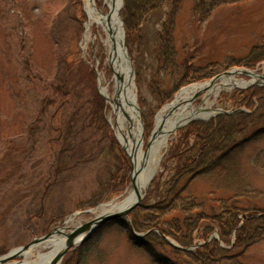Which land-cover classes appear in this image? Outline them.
I'll return each instance as SVG.
<instances>
[{
  "label": "rangeland",
  "instance_id": "374dc122",
  "mask_svg": "<svg viewBox=\"0 0 264 264\" xmlns=\"http://www.w3.org/2000/svg\"><path fill=\"white\" fill-rule=\"evenodd\" d=\"M72 1L0 0V257L45 235L69 217L72 221L64 228L65 232L92 220L96 214L91 209L104 202L121 200L133 185L129 159V180L124 189L118 194L112 190L104 200L90 204L89 198L103 176L106 155L103 133L94 132L83 121L91 108L88 101L90 86L85 84L87 73L76 72L74 81L78 78L82 80L72 91V97L62 105L60 103L64 99L61 100L59 93L50 90L51 85L59 84L63 56L69 52L93 68L98 92V72L104 70L106 83L111 78L106 60L108 47L99 35L95 40H84L83 0L80 10ZM122 1L120 16L124 24L123 35L130 58L144 148L155 127L157 113L182 87L210 80L233 68L255 71L264 77V59L250 63L252 66L246 61L253 45L264 40V0H218L208 12L204 10L199 16L194 9L197 2L202 4L204 0H180L172 28L174 63L164 69H159L158 48L162 42L160 33L163 32V21L171 11V5L164 4L148 12L135 30L128 31ZM205 3L206 0L203 5ZM97 5L107 9L105 0H97ZM97 31V27L93 26V32L97 34ZM192 66L200 67L199 73H206L207 76L188 79L175 87L183 70L192 69ZM236 77L243 81L251 80L244 73ZM173 89L170 99L161 104V96L165 98V94ZM46 95L59 98L36 121L40 116V101ZM261 97L264 98V83L260 82L221 90L213 99L212 117L189 121L175 130L162 150L141 203L128 214V221L135 232L147 235L152 231L157 232L169 244L164 245L169 255L179 261L184 253L195 252L197 247L213 238L222 248L230 249L233 246L234 231L227 241H223L214 229L204 238L194 234L192 243L182 245L154 227H135L133 221L149 214L147 207L156 204L167 192L166 181L175 166L171 158L172 149L185 146L181 133L183 128L193 121H209L217 117H221L222 122L230 123L242 112L249 114L257 111L260 116L245 123L246 130L233 138L234 142H239L253 129L264 126V101L259 100ZM104 100L106 120L121 146L115 127L110 122L111 106L105 97ZM218 109L228 113L218 112ZM71 114L75 119L61 146L62 151L58 153L51 139L57 136L56 120ZM249 119H252L250 115ZM31 123L36 125L33 131ZM228 162L230 166L226 175L201 173L185 176L177 188H182L185 199L193 197L207 208H216L219 200L233 197L240 191H246L245 197L264 195V134L258 140L245 141L233 152ZM53 164H59L61 168L54 172ZM182 202L176 199L171 205ZM255 202L262 205L264 200L241 198L238 205L246 207ZM39 209H42L41 214H37ZM174 213L162 216L167 221L165 226L170 222L168 220H173L171 217ZM244 218L242 213L239 225ZM142 236L144 234L136 235L128 227H120L115 222L106 223L86 240L69 248L58 264H159L144 249L132 244L131 238L133 241L140 240ZM152 237L154 234L150 233L148 238ZM46 241L39 242L41 252L50 249ZM159 242L163 243L157 240L155 245L161 248ZM23 259L24 256L17 255L4 260V263L21 262ZM240 260L242 264H264V240L247 247Z\"/></svg>",
  "mask_w": 264,
  "mask_h": 264
},
{
  "label": "trees",
  "instance_id": "16d2710c",
  "mask_svg": "<svg viewBox=\"0 0 264 264\" xmlns=\"http://www.w3.org/2000/svg\"><path fill=\"white\" fill-rule=\"evenodd\" d=\"M179 1L124 0L125 27L128 31L135 30L148 12L161 8L164 4L171 5V11L163 21V32L160 33L162 42L158 48L159 69H164L174 63L172 28ZM204 1L202 4L197 2V7L194 9L198 12V16L200 12L203 14L204 10L208 12L218 0H206L207 3L203 5ZM72 4L78 5L80 10L81 0H73ZM81 14H83L82 11ZM79 28H77V32H79ZM74 56L70 52L68 55L63 56L64 64H61L62 71L59 76V84L51 85L50 90L59 93L61 100L64 99L60 103L62 105L68 98L72 97V91H75L78 82L82 80L78 78L77 81H74L76 72L78 74L80 71L83 74L87 73V82L85 84L90 86L88 101L91 104V108L83 118V121L94 132L101 131L103 133V150L106 155V163L103 165V176L98 181L97 187L89 198L90 204L93 205L111 195L112 190H115V193L118 194L124 189L129 180L130 161L125 150L115 139L106 120V103L104 97L97 90L93 68L78 56ZM262 59H264V40L258 45H253L246 56V61L249 64ZM250 66L252 65L250 64ZM200 70V67L188 68V70L184 69L175 82V87H178L188 79H199L207 76L206 73L200 74ZM174 90L166 93L165 98L161 96V104L170 99L171 93ZM59 96L52 98L46 95L41 99L38 112L40 116L36 121L41 119V115L45 113L47 107L55 105ZM259 100L264 101V98L261 97ZM238 115L230 123L222 122L221 117H217L209 121H193L187 128L182 129L181 133L183 132L182 138L185 140V146L180 148L177 146L176 149H172L171 158L174 160L175 166H173L172 173L166 181L167 192L160 197L156 204H151L147 207L146 210L149 214L144 216L143 219L133 221L135 227H154L155 229H159L164 235L174 238L182 245L192 243L195 238L194 234H198L196 236L198 238H204L214 229L217 230L223 241H227L234 231L235 241L233 246L230 249L222 248L219 242L213 238L211 241L197 247L195 252L184 253V257H179L181 258V261H179L169 255L168 249L164 246L165 244H169L166 242V239L159 236L155 231L150 232L154 234V237L151 239L148 238L150 237V233L142 236L140 240L134 239L133 241L131 238L132 244L144 249L155 262L159 264H242L240 258L245 249L258 241L264 240V203L259 205L255 202L253 205L246 207L238 205L241 198L264 200L263 194L262 196L245 197L244 192L246 191H237L238 193L233 197L219 200L216 208L214 206L207 208L202 202L195 200L193 197L185 199L183 191H181L182 188H177V185L185 176L192 177L201 173H217V176L226 175V171L229 170L228 167L230 166L228 160L231 159L233 152L242 146L245 141L258 140L264 134V126H261L258 129H253L251 132L249 131L250 133L243 140L234 142L233 138L235 135L246 130L244 124L250 123L254 118L260 116L257 111L249 112V114L242 112ZM249 115L252 119H249ZM244 118L246 119L243 120ZM73 119L75 117L71 114L69 117H58L56 120L57 125H55V129H57V136L51 139H53L52 145L55 149H58V153L62 151L61 146L68 132L71 130ZM35 126V123L30 124L32 131ZM52 166L54 172L61 168L59 164H53ZM117 183L120 185H117ZM176 199L183 200V202L171 205ZM41 212L42 209H39L37 214H41ZM173 212H176L171 217L173 220H168L170 222L165 226L167 221L163 220L162 216L168 213L172 214ZM242 213L245 218L242 224L239 225ZM111 222H115L123 228L127 227V222L123 218L114 219L108 223ZM130 237L131 235H129ZM157 240L163 241V243L159 242L162 245H160L161 248L159 245H155ZM176 256L178 257L177 253Z\"/></svg>",
  "mask_w": 264,
  "mask_h": 264
},
{
  "label": "bare ground",
  "instance_id": "6f19581e",
  "mask_svg": "<svg viewBox=\"0 0 264 264\" xmlns=\"http://www.w3.org/2000/svg\"><path fill=\"white\" fill-rule=\"evenodd\" d=\"M107 9L97 5V0H83L85 12V29L83 38L95 40L98 35L101 41L108 47L107 65L111 71V78L104 82V70L98 72L99 89L111 106L112 116L110 122L115 127V133L122 145L131 157L133 167V185L121 200H112L101 203L91 209L96 216L110 213L125 208L134 202L137 196L145 191L149 180L154 175L159 163L162 150L166 147L168 139L175 132L178 125L197 118L207 117L214 110L211 108L213 99L221 90L232 87H244L249 83H264V78L255 71H249V81H243L236 77L241 73L240 69L233 68L228 74H222L215 79L195 82L182 87L174 98L165 104L156 115L155 134L151 137L146 148L141 137V122L138 117L135 102L133 78L130 72L128 58L124 50L122 18L120 16L122 0H105ZM93 26L97 27V34L93 32ZM199 102L196 103V99ZM72 218H67L59 226V233H53L45 242L50 249L45 252L39 250V242L30 244L26 249L18 252L24 256L23 261H10L0 264H52L53 259L59 253L65 243L64 233ZM60 234V235H58ZM78 241H76L77 243Z\"/></svg>",
  "mask_w": 264,
  "mask_h": 264
},
{
  "label": "water",
  "instance_id": "95a60500",
  "mask_svg": "<svg viewBox=\"0 0 264 264\" xmlns=\"http://www.w3.org/2000/svg\"><path fill=\"white\" fill-rule=\"evenodd\" d=\"M123 2V1H122ZM123 29V28H122ZM122 44H123V47H124V50L126 52V55H127V58H128V63H129V66H130V58H129V55L127 53V49H126V46H125V41H124V37H123V41H122ZM241 70V73H244V74H247L250 70L248 69H242V68H239ZM130 72H131V75H132V69H131V66H130ZM231 70H227V71H224L223 73L221 74H218L216 76H214L212 79H215L217 77H219L220 75L222 74H228L230 73ZM264 78V77H263ZM135 106H136V110L138 112V117H139V120L140 119V115H139V110H138V106L137 104L135 103ZM218 112H223V113H228L227 111L225 110H221V109H218L217 110ZM209 117H212V114L209 115ZM196 119H204L203 117H197V118H193V119H190L186 122H184L183 124L181 125H178L176 127V129L182 127L184 124L188 123L189 121H192V120H196ZM155 134V128L153 129V131L151 132L148 140L153 137V135ZM120 142V140H119ZM122 148L127 152L126 148L122 145V143L120 142ZM128 154V152H127ZM129 158H130V161H131V157L130 155L128 154ZM130 176H131V181L133 183L134 181V177H133V167H132V162H131V169H130ZM153 177V176H152ZM151 177V178H152ZM151 180V179H150ZM149 180V181H150ZM144 195V192L142 195H138L136 200L132 203H130L128 206H126L125 208H122L120 210H117V211H113V212H110V213H106V214H102V215H99L95 218H93L92 220H89V221H86L84 223H81L79 225H76V226H73L71 228H69V232H66L64 233L66 235V243L63 247V249L57 253V255L55 256V258L53 259V262L52 264H58L61 257L64 255V253L69 249L71 248L73 245L76 244V241L80 242V241H83V240H86L88 237H90L91 234H93L97 229H99L101 226H103L105 223L109 222V221H112L114 219H118V218H123L127 224H128V228L130 229V231H132L133 233H135L136 235H143L144 233H137L133 230L132 226L130 225L129 221H128V214L129 212L135 207L137 206L138 204L141 203V199ZM59 226H56L54 228H52L48 233H46L45 235L39 237V238H34L30 243L28 244H25V245H22V246H19L17 248H14L12 250H10L7 254L3 255L0 257V259H2V262H4V260L6 259H9L11 257H15L18 255V252L26 249L30 244L32 243H35V242H43L45 240H48V238L53 234V233H59Z\"/></svg>",
  "mask_w": 264,
  "mask_h": 264
}]
</instances>
